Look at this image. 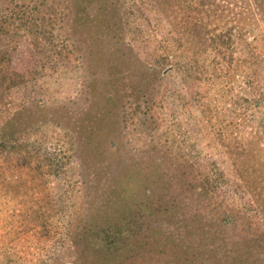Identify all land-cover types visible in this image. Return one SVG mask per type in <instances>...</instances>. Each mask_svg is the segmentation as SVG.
Here are the masks:
<instances>
[{
	"label": "rangeland",
	"instance_id": "374dc122",
	"mask_svg": "<svg viewBox=\"0 0 264 264\" xmlns=\"http://www.w3.org/2000/svg\"><path fill=\"white\" fill-rule=\"evenodd\" d=\"M31 5L34 10L28 11ZM68 5V0H0V48L4 51L0 74L27 76L25 81L0 94V108L21 109L14 129L35 123L29 137H38L47 149L46 153L41 149L43 153L40 152L38 160L42 162L48 156L41 169L35 165L37 158L20 165L15 157L5 160L0 157V264H8L5 261L8 254L18 256L20 264H72L77 260V250L67 232L66 224L72 215L69 213L86 219L87 207L90 212L98 209L106 186L117 172H128L127 193L137 190L143 196L141 188L158 185L155 193L160 201L170 205L167 211L154 208L144 217L147 221L144 224L158 227L166 234L172 249L162 251L157 246L146 250L142 252V264H182L186 256H193L194 264H264V213L239 179L238 183H232L237 177L235 162L240 159L235 160L233 152L212 132H198V124L188 113L176 120L180 124L171 122L173 112L168 109L170 99L164 88L168 81L169 85L173 82L185 88L182 71L168 65L164 72L170 69L173 72L164 78L143 75L142 64L160 67L173 59L187 60L198 54L199 47H204L200 57L206 61L219 60V77L224 78L222 74L229 63L246 71L245 83L240 71L237 72L233 92L258 96L264 89V74L259 76L264 71V59L260 61L253 56L244 59L246 53L235 47L239 45L235 39L231 43L222 41L227 39L226 30L230 27L231 36L236 38L243 15L257 23V28L247 31V38L253 39L258 32L264 36L256 0H174L171 8L163 9L157 8L152 0H83L82 8L90 15V21L77 30L90 33L91 39L55 43L54 47L61 51L57 55L47 37L51 30L58 39L66 34L74 37ZM261 6L264 12V3ZM12 10L16 13L13 19L8 17ZM24 13L34 18L35 26L20 23L18 16ZM195 20L201 21L200 28L208 43L195 38L189 43L185 41L184 27ZM163 26L174 30L175 39L170 43L145 39L147 33L159 38ZM34 39L38 43L32 42ZM154 44L171 48L175 53L172 60L169 56L164 60L162 48L161 54H153ZM66 47L73 51L62 58ZM52 51L58 63L50 70L42 64L53 59ZM128 73L133 75L137 88H141L131 103L127 100ZM93 78L98 106L104 102V94L114 97L104 111V118L97 122L96 134L103 147L79 156L74 121L86 102L81 90H86L85 84ZM212 82L203 77L200 87L207 88ZM215 90L214 86L208 90L210 103L226 114L228 120L240 121L239 130L247 136L248 131L256 128L259 112L254 109L258 105L247 108L243 116L238 114V108L222 103L220 92ZM36 105L44 106L41 109ZM253 111L256 117H250ZM98 113L101 117L102 112ZM109 142L116 145L110 147ZM153 156L164 162L152 164ZM81 159L85 160L83 164ZM119 161L121 170L115 166ZM256 170L257 174H264L261 169ZM206 171L213 177L211 181L222 175L225 180L217 181L208 192H200ZM2 180L12 181L15 190L2 184ZM225 215L232 219L223 224L220 218Z\"/></svg>",
	"mask_w": 264,
	"mask_h": 264
},
{
	"label": "trees",
	"instance_id": "16d2710c",
	"mask_svg": "<svg viewBox=\"0 0 264 264\" xmlns=\"http://www.w3.org/2000/svg\"><path fill=\"white\" fill-rule=\"evenodd\" d=\"M71 1H73V5ZM82 2L83 0H68L69 13L71 14H69L71 18L70 23L73 24L71 25V29L74 37H71L70 34H66L62 39H58L52 30L47 37L48 43H53L51 50L53 49L54 53L57 55L58 52L61 53V51L54 47L56 45L55 43H80V40L89 42L91 39L90 33L85 32V35L77 30L78 26L87 24L90 21V15H87L83 11ZM152 2L157 8L163 9L166 7L171 8L174 0H152ZM263 3V0H256V4L260 11L259 17H261L260 19L264 27V17H262V13L264 12L261 6ZM32 8H34V5H31L28 11H33L34 9ZM15 16L16 13L13 10L8 14V17L11 19L15 18ZM18 18L20 23H23L25 26H29L27 25L29 22L31 25H34V18L31 15L24 13L19 15ZM95 20L96 18H94V22ZM250 20L251 18L243 15V21L239 26V32L236 38L231 36L232 28L230 27L226 30L227 39L222 41L231 43L235 39V41L239 43V45L235 47L246 53L244 59L253 56L262 61L264 59V51L262 49L264 42L261 40L264 41V36L258 32L253 35V39L247 38V31H253L257 28V23ZM201 24V21L198 22L195 20L192 22L191 26L184 27L185 30L183 33L187 43L193 38L200 43H208L207 39L202 34L203 32L200 28ZM173 34L174 30L171 26H163L159 38L147 33L145 39L150 37L152 43H170V41L175 39V37L173 38ZM82 35L85 37H82ZM35 39L32 42L35 41V43H38ZM160 46L162 45L159 44L158 46L154 44L152 53L159 55L163 49L165 53L163 57L164 60H168L167 56L171 57L172 60V56L175 54L173 50L167 45ZM128 48L133 52L131 45H128ZM72 51L73 49L66 47L61 57H68ZM3 52L4 51L0 48V59H2ZM204 52L205 48L199 47L198 54L194 57L187 60L173 59L172 62L161 64L160 67H156V65L152 63H142L144 65L143 75L149 73L148 75H158L164 78L167 74L169 75L173 72L171 69L168 70L167 73L164 72L165 67L168 65H170L173 70L182 71V83L186 85L185 88L173 82L169 85L168 80V86L164 88L165 95L170 99L168 109L170 108L169 110L173 112L171 115L173 121L171 122L180 124L176 120L183 119L185 114L188 113V115L194 119L195 123L198 124V132H201V130L204 132H212L222 145L227 146L228 151L233 152L232 156L235 157V160L240 159V161L237 160L235 162L237 177L232 183H238L240 180V183L246 187L253 199L259 204L260 211L264 213V202H262L264 198L262 193L264 189V174H257L256 170L261 169L260 171L264 172V110L262 109L264 107V89L259 91L258 96L248 95V93L241 91L233 92L232 88L235 87L234 85L238 79L236 77L237 72L240 71L239 76H241L242 81L245 83L247 80L245 77L246 71L244 69L238 70L233 63H229L223 71L222 75L224 78L219 77L220 71L217 70V62H219V60L212 58L206 61V58L200 57ZM54 53L52 51L53 59L47 63H43V67L50 70L54 69V65L58 63L57 57L54 59L56 56ZM127 60H130V58L127 57ZM22 74L14 78L13 76L9 77L1 73L0 94H3L13 84L19 81H25L27 76L25 77V75ZM263 74L264 71L259 72V76ZM16 75L18 76V74ZM127 75L129 76L130 84V89H127V100L131 103L132 100L137 98L138 91L141 88H137V84L134 83L135 79L131 73ZM203 77L212 79V85L202 89L200 84ZM95 79L96 78L90 79L89 82L85 84L87 89L85 90L83 88V90H81V92L86 95V102L74 121L76 124L74 129L76 131V143L79 147V156L84 152L88 154V152L91 153L103 147L101 139H99L96 134V131L99 129V123L97 122L99 118H104V111L107 110L108 105H110V100L114 97L108 93L104 94V102L98 106L95 98L99 97V95L92 89V87L94 88ZM216 81L217 85L215 83ZM140 82H143L141 78ZM213 86L216 88L214 92H220L218 96H221V102L224 104L228 103L235 109L238 108V114L246 116L245 110L247 108L252 105H258L259 108L254 109L259 112L256 128L248 131L247 136L239 130L240 121L235 118L228 120L226 114H223L215 104L210 103V100H212L211 95H209L210 98L207 95L208 90L210 91ZM36 106L41 108L44 105ZM20 110L21 109L4 111L0 108V118L1 114L2 117L4 116L3 119L1 118L0 120L2 122L0 125V157H2L3 160L15 157L21 165L30 163L31 158H37L38 160L41 158L43 152L46 153L47 149L44 146L42 147V142L40 143L38 141V137L33 139L29 137L30 132L34 129L35 123L23 126L17 130L14 129L18 122L17 118L19 119L20 117ZM255 111L251 112L250 117H256L254 114ZM98 112H102L101 117ZM9 125L13 128V131H9ZM237 138H239L237 141L231 142ZM209 139H212V137H209ZM215 142L217 145L219 144L217 141ZM115 145L116 143L109 142L110 147ZM41 149L43 152H41ZM45 158H48V156L44 157V159ZM44 159H42V162ZM42 162L38 160L35 164L36 167L41 169ZM84 162L85 160L82 161V164ZM163 162L164 159L156 156H153L151 159L152 164L161 165ZM120 164L122 163L119 161L115 163V166H118L121 170V167H119ZM127 174L128 172L115 173L111 182L106 186L107 191H105L103 195V200L98 203V209L90 212L91 208L85 207L84 216L86 219L78 215L74 217L73 213H69L72 215L69 217L68 223L66 224L67 232L77 250V260L73 261L72 264H142L144 263V253L142 252L157 246H160L162 251L168 250V247L172 249L166 234L160 231L158 227L152 225L146 226L144 224L147 222L144 217L148 213L152 212L154 208L158 211H167L170 206L169 202L160 201L155 193V188H157L158 185L154 184L141 188L143 196H139L137 190L135 193H131L132 191L127 193V183L125 182V180H127ZM205 176L206 181L201 182L200 192H208L210 188L217 185V181L220 183L225 180L224 175H222V177L218 176V178L215 179L217 181H211L213 177L207 171L205 172ZM1 182L7 187H12L15 190L13 183H11L12 181L10 183H4L2 180ZM90 206L93 205L91 204ZM230 219H232L230 215H225L220 218V222L225 224L228 223ZM40 223L39 221V224ZM5 253H10V251H5ZM191 257L193 256H186V261L180 258V261L182 260V264H194L196 261ZM5 261L8 264H16V262H18V264L21 263L18 256L11 254L6 256Z\"/></svg>",
	"mask_w": 264,
	"mask_h": 264
}]
</instances>
